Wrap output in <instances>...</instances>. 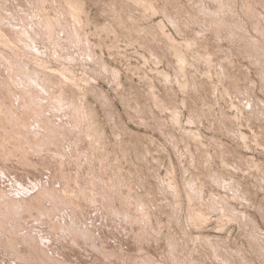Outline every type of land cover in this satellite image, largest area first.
I'll list each match as a JSON object with an SVG mask.
<instances>
[{
  "label": "rangeland",
  "instance_id": "rangeland-1",
  "mask_svg": "<svg viewBox=\"0 0 264 264\" xmlns=\"http://www.w3.org/2000/svg\"><path fill=\"white\" fill-rule=\"evenodd\" d=\"M29 1L0 0V264H264V0Z\"/></svg>",
  "mask_w": 264,
  "mask_h": 264
},
{
  "label": "bare ground",
  "instance_id": "bare-ground-1",
  "mask_svg": "<svg viewBox=\"0 0 264 264\" xmlns=\"http://www.w3.org/2000/svg\"><path fill=\"white\" fill-rule=\"evenodd\" d=\"M30 1H31V0H30ZM30 1H29V2H30ZM44 1H45V0H44ZM49 1H50V0H49ZM68 1H69V0H68ZM141 1H142V0H141ZM102 2H103V1H102ZM36 3H37V2H36ZM50 3H51V2H50ZM67 3H68V2H67ZM58 4H59V3H58ZM115 4H116V3H115ZM132 4H133V3H132ZM155 4H157V3H155ZM70 5H71V4H70ZM130 5H131V4H130ZM159 5H160V4H159ZM16 6H17V5H16ZM16 6H15V7H16ZM21 6H22V5H21ZM38 6H39V5H38ZM134 6H135V5H134ZM161 6H162V5H161ZM65 7H66V6H65ZM67 7H69V6H67ZM80 7H81V5H80ZM137 7H139V6H137ZM54 8H55V7H54ZM56 8H57V7H56ZM161 8H163V7H161ZM42 9H43V8H42ZM62 9H63V8H62ZM71 9H72V7H71ZM74 9H75V8H74ZM80 10H82V9H80ZM146 10H147V9H146ZM146 10H145V11H146ZM165 11H166V10H165ZM6 12H7V11H6ZM28 12H29V11H28ZM157 12H158V11H157ZM166 12H167V11H166ZM44 13H46V12H44ZM69 13H70V12H69ZM6 14H7V13H6ZM26 14H27V13H26ZM41 14H42V13H41ZM63 14H64V13H63ZM72 14H74V13H72ZM146 14H147V13H146ZM151 14H152V13H151ZM9 15H10V14H9ZM49 15H50V14H49ZM144 15H145V14H144ZM152 15H153V14H152ZM170 15H171V14H170ZM170 15H169V16H170ZM5 16H6V15H5ZM5 16H4V17H5ZM7 16H8V15H7ZM44 16H45V15H44ZM51 16H52V15H51ZM130 16H131V15H130ZM16 17H17V16H16ZM32 17H33V16H32ZM38 17H39V16H38ZM58 17H59V16H58ZM73 17H74V16H73ZM80 17H81V16H80ZM113 17H114V16H113ZM142 17H143V16H142ZM150 17H151V16H150ZM11 18H12V17H11ZM53 18H54V17H53ZM55 18H56V17H55ZM61 18H62V17H61ZM143 18H145V17H143ZM147 18H149V17H147ZM168 18H169V17H168ZM12 19H13V18H12ZM47 19H48V18H47ZM49 19H50V18H49ZM79 19H80V18H79ZM132 19H133V18H132ZM135 19H136V18H135ZM7 20H8V19H7ZM89 20H90V19H89ZM129 20H130V19H129ZM25 21H26V20H25ZM47 21H48V20H47ZM62 21H63V20H62ZM66 21H67V20H66ZM73 21H74V19H73ZM75 21H76V20H75ZM77 21H78V20H77ZM136 21H137V20H136ZM57 22H58V21H57ZM171 22H172V21H171ZM26 23H27V22H26ZM46 23H47V22H46ZM60 23H61V21H60ZM62 23H63V22H62ZM74 23H75V22H74ZM106 23H107V22H106ZM172 23H173V22H172ZM40 24H41V23H40ZM123 24H124V23H123ZM153 24H154V23H153ZM164 24H165V23H164ZM2 25H3V24H2ZM35 25H36V23H35ZM63 25H64V24H63ZM87 25H88V24H87ZM3 26H4V25H3ZM21 26H22V25H21ZM28 26H29V25H27V29H28ZM126 26H127V25H126ZM161 26H162V25H161ZM4 27H5V26H4ZM36 28H37V27H36ZM50 28H52V27H50ZM3 29H4V28H3ZM64 29H65V28H64ZM130 29H131V28H130ZM140 29H141V28H140ZM16 30H18V29H16ZM29 30H30V29H29ZM29 30H28V31H29ZM48 30H49V29H48ZM116 30H117V29H116ZM162 30H163V29H162ZM21 31H22V29H21ZM108 31H110V30H108ZM130 31H131V30H130ZM2 32H3V31H2ZM12 32H13V31H12ZM79 32H80V31H79ZM23 33H24V32H23ZM31 33H32V32H31ZM56 33H57V32H56ZM53 34H54V33H53ZM72 34H73V33H72ZM162 34H163V33H162ZM9 35H10V34H9ZM110 35H111V34H110ZM39 36H40V35H39ZM60 36H61V35H60ZM73 36H74V35H73ZM143 36H144V35H143ZM22 37H23V36H22ZM48 37H49V36H48ZM56 37H57V36H56ZM63 37H64V36H63ZM67 37H68V34H67ZM117 37H118V36H117ZM136 37H137V36H136ZM165 37H166V36H165ZM20 38H21V37H20ZM24 38H25V37H24ZM38 38H39V37H38ZM64 38H65V37H64ZM87 38H88V37H87ZM134 38H135V37H134ZM33 39H34V38H33ZM50 39H51V38H50ZM13 40H14V39H13ZM41 40H42V39H41ZM51 40H52V39H51ZM136 40H137V39H136ZM27 41H28V40H27ZM53 41H54V40H53ZM60 41H61V40H60ZM67 41H68V40H67ZM85 41H86V40H85ZM181 41H182V40H181ZM23 42H24V41H23ZM23 42H22V43H23ZM40 42H41V41H40ZM49 42H50V41H49ZM2 43H3V42H2ZM24 43H25V42H24ZM191 43H192V42H191ZM43 44H44V43H43ZM69 44H70V43H69ZM75 44H76V43H75ZM141 44H142V43H141ZM187 44H188V43H187ZM54 46H55V45H54ZM81 46H82V45H81ZM168 46H169V45H168ZM188 46H189V45H188ZM51 47H52V46H51ZM185 47H186V46H185ZM189 47H190V46H189ZM24 48H25V47H24ZM49 48H50V47H49ZM55 48H56V47H55ZM75 48H77V46H76ZM0 49H1V48H0ZM25 49H26V48H25ZM51 49H52V48H51ZM62 49H63V48H62ZM151 49H152V48H151ZM175 49H176V48H175ZM10 50H11V48H10ZM21 50H22V49H21ZM88 50H89V49H88ZM11 51H15V50H11ZM6 52H7V51H6ZM61 52H62V51H61ZM30 53H32V52H30ZM40 53H41V52H40ZM64 53H65V52H64ZM27 54H28V53H27ZM25 55H26V54H25ZM52 55H53V54H52ZM52 55H51V56H52ZM141 55H142V54H141ZM1 56H2V55H1ZM6 56H7V55H6ZM9 56H10V55H9ZM26 56H27V55H26ZM43 56H44V55H43ZM53 57H54V56H53ZM59 57H60V56H59ZM11 58H12V57H11ZM14 58H15V57H14ZM27 58H29V57H27ZM40 58H41V57H40ZM5 59H6V58H5ZM7 59H8V58H7ZM12 59H13V58H12ZM18 59H19V58H18ZM32 59H33V58H32ZM41 59H42V58H41ZM44 59H45V58H44ZM57 59H58V58H57ZM53 60H54V59H53ZM63 60H65V59H63ZM8 61H9V60H8ZM8 61H7V63H8ZM13 61H14V60H13ZM49 61H50V59H49ZM68 61H69V60H68ZM21 62H22V61H21ZM25 62H26V61H25ZM28 62H29V61H28ZM43 62H44V61H43ZM9 63H10V62H9ZM12 63H13V62H12ZM35 63H36V62H35ZM45 64H46V63H45ZM45 64H43V65H45ZM184 64H185V63H184ZM65 65H66V64H65ZM7 66H8V65H7ZM17 66H18V65H17ZM20 66H21V65H20ZM177 66H178V65H177ZM10 67H11V66H10ZM33 67H34V66H33ZM1 68H2V67H1ZM44 68H45V67H44ZM52 68H53V67H52ZM54 68H55V67H54ZM67 68H68V67H67ZM181 68H182V66H181ZM11 69H12V68H11ZM2 70H3V69H2ZM18 70H19V69H18ZM25 70H26V69H25ZM29 70H30V69H29ZM160 70H161V69H160ZM65 71H66V70H65ZM1 72H2V71H1ZM1 72H0V74H1ZM14 72H15V71H14ZM60 72H61V71H60ZM67 72H68V71H67ZM4 73H5V72H4ZM41 73H42V72H41ZM53 73H54V72H53ZM58 73H59V72H58ZM65 73H66V72H65ZM69 73H70V72H69ZM182 73H183V72H182ZM7 75H8V74H6V76H7ZM10 75H11V74H10ZM37 75H38V74H37ZM62 75H63V74H62ZM179 75H180V73H179ZM72 76H73V75H72ZM75 76H76V75H75ZM185 76H186V75H185ZM44 77H45V76H44ZM70 77H71V76H70ZM70 77H69V78H70ZM7 78H8V77H7ZM22 79H23V78H22ZM50 79H51V78H50ZM74 79H75V78H74ZM44 80H45V79H44ZM39 81H40V80H39ZM42 81H43V80H42ZM50 81H51V80H50ZM64 81H65V79H64ZM72 81H73V80H72ZM50 83H51V82H50ZM72 83H74V82H72ZM59 86H60V85H59ZM163 86H164V85H163ZM62 87H63V86H62ZM23 88H24V87H23ZM150 88H151V87H150ZM31 89H32V88H31ZM9 90H10V89H9ZM9 90H8V91H9ZM21 90H22V89H21ZM61 92H62V91H61ZM43 93H44V92H43ZM59 93H60V92H59ZM59 93H58V94H59ZM3 94H4V93H3ZM29 94H30V93H29ZM55 94H56V93H55ZM62 95H63V94H62ZM154 96H155V95H154ZM38 98H39V97H38ZM61 98H62V97H61ZM170 98H172V97H170ZM35 99H36V98H35ZM55 99H56V98H55ZM66 99H67V98H66ZM156 100H157V99H156ZM54 101H55V100H54ZM178 102H179V101H178ZM182 102H183V101H182ZM46 103H47V102H46ZM66 103H67V102H66ZM175 104H176V103H175ZM52 105H53V104H52ZM62 105H64V104H62ZM68 105H69V104H68ZM48 107H49V106H48ZM69 107H70V106H69ZM71 108H72V107H71ZM66 110H67V109H66ZM173 110H174V109H173ZM192 112H193V111H192ZM72 113H73V112H72ZM175 113H176V112H175ZM193 114H194V113H193ZM196 116H197V114H196ZM76 121H77V120H76ZM174 121H175V120H174ZM197 121H198V120H197ZM230 121H231V120H230ZM235 122H236V121H235ZM11 123H12V122H11ZM232 124H233V123H232ZM11 125H12V124H11ZM183 129H184V128H183ZM1 130H2V129H1ZM235 130H236V129H235ZM238 131H239V130H238ZM189 132H190V131H189ZM198 132H199V131H198ZM236 132H237V131H236ZM9 134H10V133H9ZM240 136H241V135H240ZM254 136H255V135H254ZM13 138H14V137H13ZM196 141H197V140H196ZM245 141H246V139H245ZM15 144H16V143H15ZM202 144H203V143H202ZM255 144H256V143H255ZM258 144H259V143H258ZM212 145H213V144H212ZM217 145H218V144H217ZM200 147H201V146H200ZM217 147H218V146H217ZM224 147H225V146H224ZM204 148H205V147H204ZM220 148H221V146H220ZM222 149H223V148H222ZM221 152H222V151H221ZM5 156H6V155H5ZM201 156H202V155H201ZM249 156H250V155H249ZM202 157H203V156H202ZM2 159H3V158H2ZM201 159H202V158H201ZM238 159H239V158H238ZM238 159H237V160H238ZM227 160H228V159H227ZM247 160H248V159H247ZM246 162H247V161H246ZM229 163H230V162H229ZM205 164H206V163H205ZM250 164H251V163H250ZM237 165H238V164H237ZM240 165H241V164H240ZM247 165H248V164H247ZM253 165H254V164H253ZM211 166H212V165H211ZM228 166H229V165H228ZM235 166H236V165H235ZM237 168H238V167H237ZM237 168H236V169H237ZM248 168H249V167H248ZM238 169H239V168H238ZM242 169H243V168H242ZM218 170H219V169H218ZM246 170H247V169H246ZM242 171H244V170H242ZM244 172H245V171H244ZM221 173H222V172H221ZM219 174H220V172H219ZM246 174H247V173H246ZM249 174H250V173H249ZM224 175H225V173H224ZM218 177H219V176H218ZM221 177H222V176H221ZM218 180H219V179H218ZM221 182H222V181H221ZM224 182H225V181H224ZM232 182H233V181H232ZM234 183H235V182H234ZM218 184H221V183H218ZM241 184H242V183H241ZM214 185H215V184H214ZM234 186H235V184H234ZM237 187H238V186H237ZM239 187H241V185H240ZM243 187H244V186H243ZM241 188H242V187H241ZM238 189H239V188H238ZM232 191H233V190H232ZM238 191H239V190H238ZM3 192H4V191H3ZM49 192H50V191H49ZM229 192H230V191H229ZM5 193H6V192H5ZM241 193H242V192H241ZM14 196H15V195H14ZM37 196H38V195H37ZM37 196H36V197H37ZM39 196H40V195H39ZM225 196H226V195H225ZM19 197H20V196H19ZM33 197H34V196H33ZM46 197H47V196H46ZM249 197H250V196H249ZM252 197H253V196H252ZM10 198H12V197H10ZM10 198H9V199H10ZM38 198H39V197H38ZM244 198H245V197H244ZM13 199H14V198H13ZM49 199H50V198H49ZM11 200H12V199H11ZM21 200H22V199H21ZM4 201H5V200H4ZM208 201H209V200H208ZM9 202H11V201H9ZM12 202H13V201H12ZM180 202H181V201H180ZM211 202H212V201H211ZM247 202H248V201H247ZM251 202H252V201H251ZM34 203H35V202H34ZM223 203H224V202H223ZM26 204H27V202H26ZM209 204H210V203H209ZM209 204H208V205H209ZM1 205H2V204H1ZM4 205H5V204H4ZM38 205H39V204H38ZM245 205H246V204H245ZM23 206H24V205H23ZM26 206H27V205H26ZM209 206H210V205H209ZM217 206H218V205H217ZM228 206H229V205H228ZM235 206H236V205H235ZM30 207H31V206H30ZM187 208H188V207H187ZM193 208H194V207H193ZM221 208H222V207H221ZM0 209H1V207H0ZM3 209H4V208H3ZM26 209H27V208H26ZM222 209H223V208H222ZM16 210H17V209H16ZM22 210H23V209H22ZM30 210H31V209H30ZM188 210H189V209H188ZM7 211H8V209H7ZM7 211H6V212H7ZM234 211H235V210H234ZM237 211H238V210H237ZM16 212H17V211H16ZM26 212H27V211H26ZM26 212H25V213H26ZM29 212H30V211H29ZM4 213H5V212H4ZM4 213H3V215H4ZM200 213H201V212H200ZM205 213H206V212H205ZM9 214H10V213H9ZM32 214H33V213H32ZM194 214H195V213H194ZM228 214H229V213H228ZM10 215H12V213H11ZM10 215H6L5 217L8 216V217L10 218ZM27 215H28V214H27ZM203 215H205V214H203ZM19 216H20V215H19ZM28 216H29V215H28ZM34 216H35V215H34ZM230 216H231V215H230ZM239 216H240V215H239ZM0 217H1V216H0ZM8 217H7V218H8ZM12 217L14 218V217H16V216H13V215H12L10 219H13ZM189 217H190V216H189ZM9 218H8V219H9ZM24 218H25V217H24ZM36 218H37V217H36ZM198 218H199V217H198ZM231 218H232V217H231ZM234 218H235V217H233L232 219H234ZM238 218H239V217H238ZM0 219H1V218H0ZM8 219H7V220H8ZM14 219H15V218H14ZM17 219H19V218H17ZM195 219H196V218H195ZM203 219H204V218H203ZM205 219H206V218H205ZM2 220H3V219H2ZM23 220H25V219H23ZM28 220H29V219H28ZM31 220H32V219H31ZM235 220H236V219H235ZM252 220H253V219H252ZM5 221H6V220H5ZM5 221H4V222H5ZM10 221L13 222L12 220H10ZM247 221H248V220H247ZM249 221H250V220H249ZM1 222H2V221H1ZM6 222H7V221H6ZM6 222H5V223H6ZM25 222H26V221H25ZM29 222L31 223V221H29ZM32 222H33V221H32ZM243 222H244V221H243ZM250 222H251V221H250ZM20 223H22V222H20ZM37 223H38V222H37ZM14 224H15V222H14ZM14 224H12V227H13ZM17 224H19V223H17ZM17 224H15V225H17ZM26 224H27V223H26ZM244 224H246V223H244ZM3 225H4V224H3ZM3 225H2V226H3ZM5 225H6V224H5ZM190 225H191V224H190ZM198 225H199V224H198ZM241 225H242V224H241ZM0 226H1V225H0ZM19 226H20V225H19ZM34 226H35V225H34ZM38 226H39V225H38ZM245 226H246V225H245ZM3 227H6V226H3ZM15 227H16V226H15ZM20 227H22V226H20ZM29 227H31V226H29ZM201 227H202V226H201ZM13 228H14V227H13ZM27 228H28V227H27ZM27 228H26V229H27ZM32 228H33V227H31V229H32ZM35 228H37V225H36ZM42 228H43V227H42ZM0 229H1V227H0ZM3 229H4V228H3ZM3 229H2V230H3ZM17 229H18V228H17ZM28 229H30V228H28ZM37 229H38V228H37ZM39 229H41V228H39ZM2 230H1V232H2ZM34 230H35V229H34ZM42 230H43V229H42ZM44 230H45V229H44ZM14 231H15V230H14ZM37 231H38V230H37ZM250 231H251V230H250ZM3 232H4V231H3ZM26 232H27V231H26ZM31 232H32V231H31ZM31 232H30V234H31ZM21 233H22V232H21ZM251 233H252V232H251ZM253 233H254V232H253ZM1 234H2V233H1ZM1 234H0V235H1ZM11 234H12V233H11ZM22 234H23V233H22ZM24 234H25V233H24ZM36 234H37V233H36ZM5 235H6V233H5L3 236H5ZM7 235H8V234H7ZM31 235H33V234H31ZM31 235H28V236H31ZM1 236H2V235H1ZM1 236H0V237H1ZM14 236H15V235H14ZM8 237H9V235H8ZM8 237H7V240H8ZM15 237H16V236H15ZM19 237H20V236H19ZM25 237H26V236H25ZM1 238H2V237H1ZM4 238H6V237H3L2 240H3ZM21 238H22V237H21ZM21 238H20V239H21ZM23 238H24V237H23ZM34 238H35V237H34ZM34 238H33V239H34ZM37 238H38V237H37ZM10 239H11V238H10ZM20 239H19V240H20ZM33 239H32V240H33ZM7 240H6V241H7ZM19 240L17 239L18 242H19ZM22 240H23V239H22ZM24 240H25V239H24ZM24 240H23V241H24ZM205 240H206V239H205ZM210 240H211V239H210ZM9 241H10V240H9ZM13 241H14V240H13ZM1 242H2V241H1ZM27 242H28V241H27ZM36 242H37V241H36ZM15 243H16V242H15ZM31 243L33 244V242H31ZM2 244H3V242H2ZM2 244H1V245H2ZM4 244H6V243H4ZM10 244H11V247H12V243H10ZM16 244H17V243H16ZM25 244H26V241H25ZM1 245H0V247H2ZM6 245H7V244H6ZM17 245H18V244H17ZM3 246H5V245H3ZM13 246H15V245H13ZM20 246H21V245H20ZM260 246H261V245H260ZM5 247L7 248V246H5ZM11 247H10V248H11ZM8 248H9V247H8ZM10 248L8 249V251L5 250V251H6V254H7V252H9ZM18 248H19V247H18ZM20 248L22 249L23 247H20ZM262 248H263V247H262ZM2 249H3V247H2ZM2 249H1V250H2ZM12 249H15V250H16L17 248L13 247ZM23 249H25V248H23ZM1 250H0V251H1ZM18 250H19V249H18ZM35 250H36V249H35ZM2 251H3V250H2ZM10 251H12V250H10ZM16 251H17V250H16ZM16 251H15V252H16ZM21 251H22V250H21ZM21 251H20V252H21ZM25 251H26V250H25ZM25 251H22V252L24 253ZM12 252H13V251H12ZM20 252H19V254H21ZM17 253H18V251H17ZM260 253H261V252H260ZM1 254H2V253H1ZM2 255H3V254H2ZM4 255H5V254H4ZM11 255H12V254H11ZM21 255H22V254H21ZM21 255H18V256H20V257L22 258ZM261 255H262V254H261ZM7 256H8V255H7ZM7 256H6V257H7ZM0 257L3 258L4 256H3V257L0 256ZM8 257H9V256H8ZM13 257H14V255H13ZM11 258H12V256H11ZM11 258H10V259H11ZM21 258H19V259H21ZM3 259H4V258H3ZM10 259H9V260H10ZM19 259H18V260H19ZM5 260H6V259H5ZM5 260H4V261H5ZM12 260H15V259H12ZM12 260H10L11 263L14 262V261H12ZM23 260H24V259H23ZM20 261H21V260H20ZM10 262H9V263H10ZM15 262H16V261H15ZM15 262H14V263H15ZM0 263H1V262H0ZM9 263H8V264H9ZM16 263H17V262H16ZM18 263H19V262H18ZM22 263H23V261H22ZM27 263H28V262H27ZM20 264H21V263H20Z\"/></svg>",
  "mask_w": 264,
  "mask_h": 264
}]
</instances>
